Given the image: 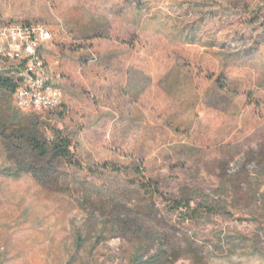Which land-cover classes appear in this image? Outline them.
<instances>
[{"label": "rangeland", "instance_id": "374dc122", "mask_svg": "<svg viewBox=\"0 0 264 264\" xmlns=\"http://www.w3.org/2000/svg\"><path fill=\"white\" fill-rule=\"evenodd\" d=\"M1 23L72 69L43 58L54 110L0 86V264H264V0H0ZM27 123L70 156L6 151Z\"/></svg>", "mask_w": 264, "mask_h": 264}, {"label": "built area", "instance_id": "2783aa9c", "mask_svg": "<svg viewBox=\"0 0 264 264\" xmlns=\"http://www.w3.org/2000/svg\"><path fill=\"white\" fill-rule=\"evenodd\" d=\"M49 39L44 27L30 24H0V62L11 60L21 67L20 82L13 94L14 106L54 110L63 102V92L53 86V77L48 72L40 53L43 42ZM4 69L0 66V72Z\"/></svg>", "mask_w": 264, "mask_h": 264}, {"label": "trees", "instance_id": "16d2710c", "mask_svg": "<svg viewBox=\"0 0 264 264\" xmlns=\"http://www.w3.org/2000/svg\"><path fill=\"white\" fill-rule=\"evenodd\" d=\"M0 86L8 88L11 92H13L17 86V82L11 83L10 80L5 79L0 83ZM17 145L22 146L27 153L32 154L37 160L60 161L66 160L70 156V141L68 138L61 137L59 134H56L52 140H48L32 123L16 127L14 133L12 134V138L9 142L5 143L6 151L14 154L20 149ZM19 167H21V169L30 170L37 178L43 175V172L34 164H19ZM175 204H177V209H184L189 212L191 214L190 217L197 218L198 215H200L201 210L199 208H191L189 201H179L175 202ZM135 223L129 225L134 226Z\"/></svg>", "mask_w": 264, "mask_h": 264}, {"label": "crops", "instance_id": "0c3cea01", "mask_svg": "<svg viewBox=\"0 0 264 264\" xmlns=\"http://www.w3.org/2000/svg\"><path fill=\"white\" fill-rule=\"evenodd\" d=\"M47 45V44H46ZM47 51V50H46ZM49 56H43V58L45 59V61L48 62V64L50 65L51 68L54 67L55 70H67V71H70L72 69V65H71V62L70 61H66L65 58H67V56L63 53V54H60V52H58L57 56L54 55V53L52 52V50H48ZM68 51V49H67ZM69 53H72L69 51ZM73 54V53H72ZM71 54V56H72ZM63 96H64V93H63Z\"/></svg>", "mask_w": 264, "mask_h": 264}]
</instances>
